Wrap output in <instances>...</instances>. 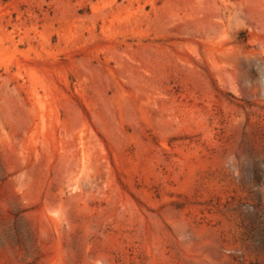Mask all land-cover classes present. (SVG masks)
<instances>
[{
  "label": "rangeland",
  "instance_id": "obj_1",
  "mask_svg": "<svg viewBox=\"0 0 264 264\" xmlns=\"http://www.w3.org/2000/svg\"><path fill=\"white\" fill-rule=\"evenodd\" d=\"M0 264H264V0H0Z\"/></svg>",
  "mask_w": 264,
  "mask_h": 264
}]
</instances>
